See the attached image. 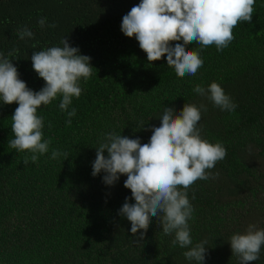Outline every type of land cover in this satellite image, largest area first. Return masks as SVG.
<instances>
[{"label":"trees","instance_id":"trees-1","mask_svg":"<svg viewBox=\"0 0 264 264\" xmlns=\"http://www.w3.org/2000/svg\"><path fill=\"white\" fill-rule=\"evenodd\" d=\"M140 2L0 0V53L18 49L8 58L29 89L38 92L45 85L32 68L33 52L62 47L63 37L93 67L68 108L76 109L70 126L59 108L61 95L38 108L43 139L51 144L36 163L24 165L31 153L9 147L18 104L0 101V264H196L184 257L188 249L172 246L174 234L164 235L156 217L142 238L131 233V222L119 215L126 197L135 203L124 187L126 175L112 186L103 182V171L92 175L103 134L114 131L148 143L165 107L176 115L186 103L207 106L197 125L201 138L227 150L207 170L218 177L188 189L192 246L207 242L204 264H240L230 237L245 233L249 224L264 229V0H256L251 22L233 29L235 39L223 51L184 45L200 49L204 63L196 75L182 78L167 65L166 54L148 62L135 37L121 31L123 16ZM45 17L41 28L38 20ZM25 26L34 36L21 40L18 30ZM176 43L182 41L171 42ZM212 82L231 97L234 111H222L193 91ZM53 150L69 156L51 159ZM250 264H264V245Z\"/></svg>","mask_w":264,"mask_h":264},{"label":"clouds","instance_id":"clouds-1","mask_svg":"<svg viewBox=\"0 0 264 264\" xmlns=\"http://www.w3.org/2000/svg\"><path fill=\"white\" fill-rule=\"evenodd\" d=\"M256 0H141L123 16L121 31L129 38L135 37L139 47L147 54L148 62L167 56V65L173 67L178 77L194 76L203 66L200 49H186L189 43L202 48L215 45L223 51L235 39L233 29L241 22H251ZM46 17L38 20L43 28ZM49 27L55 28L52 24ZM21 40L32 38L34 33L26 26L18 30ZM176 43L173 47L171 42ZM63 45L35 51L31 56L32 68L45 85L38 91L29 89L19 78V72L8 57L18 52L13 49L5 56L0 53V101L4 104L16 102L18 107L11 117L14 138L9 147L17 152H29L23 164L36 163L40 155L48 152L51 139H43V117L38 108L48 105L58 95L61 111L67 112L66 125L76 109L68 111L72 98L81 95L80 80L87 81L92 75L91 58L81 55L77 47H71L63 37ZM36 45L33 44V48ZM193 91L206 97L222 111H234L237 105L226 95L223 88L212 82L207 89L197 84ZM207 106L185 104L179 114L165 107L159 127H152L148 143L141 144L139 138L130 139L116 132L103 134L96 148L92 175L105 173L103 182L114 185L121 175H126L124 187L131 190L135 203H125L119 215L131 222V233L138 232L142 238L151 217H156L164 235H173L172 246L188 249L183 253L189 261L204 264L206 241L193 245L188 221L193 217V206L188 199V189L197 180L215 179L219 173L210 170L227 155L221 143L212 144L201 138L197 127L201 111ZM51 124H49V128ZM107 151V157L105 156ZM69 156L53 150L51 159ZM64 159V160H65ZM195 197L193 196V199ZM143 230V231H140ZM264 245V229L258 230L249 224L245 233L230 237L232 255L240 264H250L259 259Z\"/></svg>","mask_w":264,"mask_h":264}]
</instances>
